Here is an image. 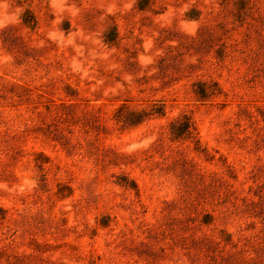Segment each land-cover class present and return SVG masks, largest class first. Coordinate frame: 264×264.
Here are the masks:
<instances>
[{"label":"rangeland","instance_id":"374dc122","mask_svg":"<svg viewBox=\"0 0 264 264\" xmlns=\"http://www.w3.org/2000/svg\"><path fill=\"white\" fill-rule=\"evenodd\" d=\"M0 264H264V0H0Z\"/></svg>","mask_w":264,"mask_h":264}]
</instances>
